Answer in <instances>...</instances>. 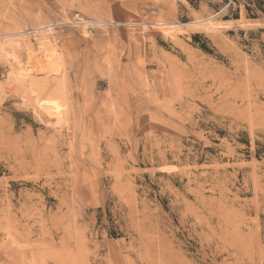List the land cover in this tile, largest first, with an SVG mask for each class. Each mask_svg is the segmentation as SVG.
I'll return each mask as SVG.
<instances>
[{"label":"rangeland","instance_id":"374dc122","mask_svg":"<svg viewBox=\"0 0 264 264\" xmlns=\"http://www.w3.org/2000/svg\"><path fill=\"white\" fill-rule=\"evenodd\" d=\"M257 5L0 0V264H264Z\"/></svg>","mask_w":264,"mask_h":264},{"label":"bare ground","instance_id":"6f19581e","mask_svg":"<svg viewBox=\"0 0 264 264\" xmlns=\"http://www.w3.org/2000/svg\"><path fill=\"white\" fill-rule=\"evenodd\" d=\"M162 25H165V27H166V24H162ZM170 27H173V26H170ZM39 107H40V109L42 110L43 113L48 114L47 115L48 118L54 117L57 121H60V119H61V116L59 114L60 107H58L57 105H48V104H46V105L39 104Z\"/></svg>","mask_w":264,"mask_h":264},{"label":"trees","instance_id":"16d2710c","mask_svg":"<svg viewBox=\"0 0 264 264\" xmlns=\"http://www.w3.org/2000/svg\"><path fill=\"white\" fill-rule=\"evenodd\" d=\"M256 2H257V1H256ZM257 6H258L257 8L260 10L261 14L264 16V9H261V8L259 7V5H257ZM245 9H246L247 11L250 10L248 7H246ZM233 17L236 18V15H234ZM263 31H264V29H263Z\"/></svg>","mask_w":264,"mask_h":264}]
</instances>
